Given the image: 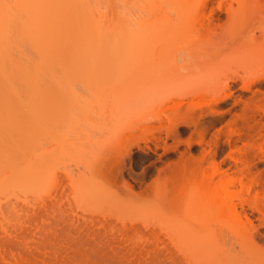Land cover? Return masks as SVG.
<instances>
[{"label":"rangeland","instance_id":"1","mask_svg":"<svg viewBox=\"0 0 264 264\" xmlns=\"http://www.w3.org/2000/svg\"><path fill=\"white\" fill-rule=\"evenodd\" d=\"M139 2L84 0L80 7L87 6L89 14L77 29L81 45L65 39L63 45L71 46L61 47L56 61L49 53L50 60L39 65L45 71L47 106L33 109L39 112L33 121L28 115L32 106H0L4 118L18 119L12 131L8 127L5 133L0 126V134L11 139L15 164L25 167L37 153L42 164L32 176L42 189L36 185L38 191L30 195L37 197H31L18 191L10 162L0 158V251L32 249L40 260L54 264H227L229 259L239 264L242 257L241 264H259L264 248L256 253L231 241L238 233L232 215L222 220L218 207L205 203L211 169L201 157L211 148L223 167L234 168L228 130L241 131L237 144L242 146L252 141L258 120L228 121L242 111V100L262 96L264 79L248 90L232 81L231 95L221 100L222 95L214 100L185 94L222 85L225 75L240 74L257 61L264 64V43L245 38L164 41L158 27L148 36L130 37L154 11L153 4ZM96 23L105 40L90 27ZM256 25V33L264 32V20ZM175 28L187 32L195 23L187 18L176 21ZM10 51L19 61L39 64L37 51L20 32ZM212 51L215 60L199 58ZM234 51L240 53L237 60L225 58ZM111 61L128 66L113 68ZM196 102L203 103L201 117L185 116V107ZM213 107L223 113L221 118ZM27 136L34 140L30 153L12 140L22 143ZM256 156L245 155L239 164L251 161V176L264 189V158ZM232 189L238 192L237 181ZM232 201L239 210L237 195ZM253 212L255 242L262 247L264 226Z\"/></svg>","mask_w":264,"mask_h":264},{"label":"bare ground","instance_id":"2","mask_svg":"<svg viewBox=\"0 0 264 264\" xmlns=\"http://www.w3.org/2000/svg\"><path fill=\"white\" fill-rule=\"evenodd\" d=\"M139 1V3L153 4L154 11L147 14V19L144 20L145 22L142 21V24L141 22L138 24V26L140 27H135L136 29L134 28L131 30L130 37L139 38L142 36H148L153 32L155 27H158L159 29H161V38L164 41L199 38L201 40H218L224 42L234 41L239 38H245L247 40H250V42L258 39L260 40L261 45L264 43V32L262 31V29L260 30V34L258 32L259 29L257 30L258 33L255 32L257 27V25L255 26V24H259L260 21L262 22L264 20L262 18L264 17V5H261L260 0ZM83 2L84 0H12V3L10 4L9 0H0V106H32V108L30 109V114L28 112L29 119L31 121L34 120V116L36 118V116L39 114V112L35 113L33 109H36V111H38L47 106L46 104H48V98L46 96V92L48 91V89L46 88V82L41 76V74H43V72L45 71L39 70V65L46 63L50 54H53L50 57L53 56V60L56 61V54H58L59 51L63 50L61 47H67V43L69 42H73L74 44H76V46H78V43L79 41H81V39L76 40V38L80 34L77 29L79 28V25L83 20V15L89 14V9L87 8V6L80 7ZM260 15L263 16L260 17ZM187 18H190L194 21L195 28L193 30L183 32L175 28L176 21H181ZM258 19L260 21H258ZM97 23L96 25L93 24L94 26L91 25L90 27H94V30H96L95 34L97 33V36H101V38L105 40L106 36L101 34V32L103 31H101L100 28L101 23L100 25H97ZM19 32L28 39V41L37 51L40 57L39 64H28L17 60L12 55L10 48L14 44V38ZM82 36H84V34ZM91 37L97 38L93 35ZM65 39L69 42L63 45ZM125 39L123 40V43ZM74 40L77 42L75 43ZM93 41L95 42L96 40L94 39ZM80 45L81 44L79 43V46ZM68 46L70 47L71 44L69 43ZM53 47L55 48V53L52 49ZM258 47H260L259 44ZM65 50L66 51L63 52L67 53L68 49L66 48ZM68 54H71V52L69 51ZM216 56L217 52L212 51L207 53L204 52L199 56V58L203 59L204 61H212L217 58ZM239 57L240 53H235V51L232 54L229 53L225 55V58H228L229 61L230 58L234 61ZM119 64H114L113 68L121 67L124 69L128 66V64H124L123 62L122 64ZM110 65L108 64L109 67H111ZM142 68L143 67H141V69ZM218 76L216 78H218ZM263 79L264 64L263 61H257L256 63L252 64L249 69H244L240 74L233 73L225 75L222 85H215L214 88L210 90L198 89L197 91H191L189 93H186L185 95L188 96L189 94L191 97L195 98H208L214 100L216 99L215 97H217V95L218 98L220 95H222V97L219 98V100H221L231 95L228 90H230V83L232 81H240L239 87L243 90L251 87V83ZM215 82H217L216 79ZM240 100H242V98H240ZM238 101L239 100L235 101L234 104L238 103ZM190 104V106L188 105L185 107L186 109L183 112L185 116H195L197 114V117H201V115L204 113V110L202 108L203 105L201 106V104L203 103L196 102L194 104ZM241 106H244L242 108V111L239 113H235L232 119L228 121V125L236 123L238 119H240L243 123H249V121H254L257 118L258 126L256 125V132L254 136H252V141L249 139L248 141L243 143L242 146H238L237 143L240 141L241 131L234 128H230L228 130L227 141L230 147L229 157L233 159V169H231V167H223L222 163L216 160L215 151L213 152L211 148H208V150H203L204 157L201 158L205 160L209 166L205 168L211 169V171L206 174L208 180V196L206 195V199L208 201H205V203L209 202L214 205L215 208L218 207L217 209L220 211L219 215L221 216L222 220L225 219L226 215H228L227 217H229V215L231 214L232 218L234 219L232 220L234 222L236 221L233 224L238 225V233L236 235V239H232L231 241H238V243L242 245V247H244L246 250L252 249L253 251L255 248L257 253V249H263L264 246L260 247L255 242L257 226L254 224V221L252 222V219L254 218H252L251 216L252 212L255 211L257 213L255 217L259 219L258 224L264 226V189L259 188L257 178L255 176H251L250 169L253 165L250 166V164L248 163L252 164V162H245V166H241L239 163L244 159L243 156L248 154H250L251 156L256 154L258 155L256 157L260 159L264 158V92H262V96L254 93L248 99L242 100ZM211 111L218 113L219 118H221L223 114L222 112L217 111V109H215L214 107L211 108ZM1 113L2 112L0 110V114ZM1 116L0 126L2 128H5L6 131L5 129L2 130L1 127L0 130L6 133L8 127L10 131L14 130V128L17 127L15 126L18 125L17 117H13L8 120L7 118ZM11 127L13 128L12 130ZM220 132L221 128H218L215 134V138L219 136ZM3 133L0 134V158L1 156L5 158V160L8 162L7 164H9L10 162L8 170H10V173H12L15 187H17L18 191L21 192L22 195L24 194V196L27 194L30 195L36 192V188L37 186H39L37 183L38 180H35L32 176L37 169L41 168L42 164L38 161V156L40 155V153L36 154L34 152L36 154H34L35 161L28 159L29 161L25 167L20 164V166L18 165V167L15 164V160L18 159L13 160L15 156L10 153L11 150L9 152V144H12L11 139L9 140L5 138L3 136ZM204 133L205 132L201 133V139L198 140V144L200 145L205 142V140L203 139ZM234 135H236L237 137H232ZM2 136L8 141L5 139V141L1 140ZM12 140L15 142L14 146H24L23 149L29 150V153L33 148L34 140H32L29 136H27V139L22 138V143H20L19 141H15L14 139ZM217 143L218 142L216 140L215 145ZM12 162H14L15 165H12ZM11 166H14L12 167V170L10 168ZM25 180H27L26 183H24ZM235 181H237L239 185L238 192L232 189ZM236 195L239 199V210H237V205L232 201L233 196ZM30 196L34 197L35 195ZM24 204L26 205V203ZM246 208L249 209L250 212L247 211ZM4 225L1 226L5 227ZM245 249H242L243 253L245 251V253L247 254ZM34 251L36 252V250ZM245 253L244 256H246ZM252 254L250 253L247 256H251ZM36 255L32 251V249L26 250L20 248L16 249L15 251L13 250V252L10 253L0 251V264H54L51 262H46L43 259L40 260ZM236 257H234V260L236 259ZM247 258L249 259V257ZM241 259L243 261V257ZM230 260L231 259H229L226 263L231 264L232 260ZM252 260L254 259L252 258ZM242 261L239 264H241ZM233 262L234 261H232V264ZM260 262L264 263V261L262 260ZM260 262L258 263L261 264ZM245 263L246 262L244 261V264ZM249 263H251V261H249ZM253 264L257 263L254 262Z\"/></svg>","mask_w":264,"mask_h":264}]
</instances>
